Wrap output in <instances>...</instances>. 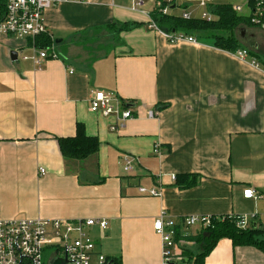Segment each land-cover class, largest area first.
Segmentation results:
<instances>
[{
	"label": "crops",
	"instance_id": "crops-1",
	"mask_svg": "<svg viewBox=\"0 0 264 264\" xmlns=\"http://www.w3.org/2000/svg\"><path fill=\"white\" fill-rule=\"evenodd\" d=\"M43 19L53 41L66 45L113 21L142 25L95 57L70 58L68 47L65 63L47 60L39 69L22 59L32 53L29 41L0 37L4 220H103L104 230L95 225L87 234L100 254L121 264H161L153 223L162 212L180 228L186 217L248 215L264 232L263 32L242 61L210 44H168L129 0L66 1ZM96 91L131 104L135 116L123 131L111 132L112 119L89 111ZM77 123L99 141L98 152L82 161L64 159L55 140L73 137ZM182 175L197 184L177 188L170 177ZM138 188L160 195L142 196ZM246 189L258 198L243 199ZM203 264H264V255L224 239Z\"/></svg>",
	"mask_w": 264,
	"mask_h": 264
},
{
	"label": "built area",
	"instance_id": "built-area-1",
	"mask_svg": "<svg viewBox=\"0 0 264 264\" xmlns=\"http://www.w3.org/2000/svg\"><path fill=\"white\" fill-rule=\"evenodd\" d=\"M66 1L87 3L89 0H4L5 16L0 21V37L10 36L27 40L31 44L30 57H22L23 60H30L39 69L41 64L47 60L64 59L58 54L57 47L50 37L44 23L43 14L46 10L57 7ZM196 3L198 9L205 10L212 6V0H129L130 8L139 11L147 19V29L156 31L163 35L168 44L179 43L198 44L199 42L190 36H174L163 33L157 29L152 21L151 15L154 12L166 16H181L183 19H191L183 12L177 14L176 10L186 8L187 2ZM149 4L150 9H145ZM247 8L246 0H242V5H232L231 9L236 14L244 12ZM250 23L264 33V0H254V7L248 9ZM201 20L210 21L212 18L207 13H202ZM50 37L52 44L45 48H38L36 40L42 36ZM238 59L248 60L249 51L246 48H239L232 53ZM251 65L258 68L254 59L249 60ZM264 72V65L260 68ZM72 73V70L69 71ZM89 111L104 119H112L109 126L111 132L123 131L129 120L135 116L131 104L121 98L101 91L91 93L89 97ZM154 153H159L157 146ZM124 170L131 171L129 162H125ZM44 170L39 169V174L43 175ZM174 183L176 178L170 177ZM138 192L146 197H158L160 189L145 190L138 188ZM257 195L252 189L243 191V199H257ZM234 217L236 227L246 230L251 227V217L248 215H229ZM253 218V217H252ZM213 219L222 220V217H186L182 220L180 232L182 236H187V231L195 225H200L202 229L208 228ZM106 228L103 220H45L18 218L4 220L0 216V264H48L55 258H65L67 264H105L106 257L97 251L95 242L87 234V230L93 226ZM154 232L161 240V264H178L181 262V247L184 242L179 239L177 226L162 212L153 223ZM54 249L49 256L46 250Z\"/></svg>",
	"mask_w": 264,
	"mask_h": 264
},
{
	"label": "trees",
	"instance_id": "trees-1",
	"mask_svg": "<svg viewBox=\"0 0 264 264\" xmlns=\"http://www.w3.org/2000/svg\"><path fill=\"white\" fill-rule=\"evenodd\" d=\"M247 8L245 14H236L232 11L231 5L210 6L209 10L214 17L210 21L201 19H183L181 16H166L161 13L154 12L151 15L157 29L163 33L174 36H190L199 43L210 44L216 49L234 53L240 48L238 31L243 28V24L247 27L252 26L248 9L254 7V0H246ZM5 16V3L0 0V21ZM142 24L131 22L121 23L113 21L105 24L97 29L108 30L116 33V45L121 44L119 36L123 32H129L141 26ZM147 25V23H146ZM245 29V28H244ZM209 36L202 39L201 34ZM55 44V42L53 41ZM52 44L50 37L42 35L36 40L38 48H45ZM58 54L64 59L66 56V47L63 42L55 44ZM114 47V45L112 46ZM111 47V48H112ZM165 105L158 107V110L165 109ZM59 151L64 159L82 161L90 156L95 155L99 149V141L96 137L88 136L85 132L84 125L77 123L75 126V135L73 137L55 138ZM175 186L179 189L190 188L197 184L196 177L182 175L175 177ZM178 236L184 244L181 247V263L184 264H203L205 258L214 249L220 240H229L233 247H250L260 251L264 255V235L263 231L251 225L246 230H240L236 227L234 217L222 216V220L213 219L208 228L201 229L196 235L182 236L177 226ZM194 247V251L190 249ZM105 264H121L119 259L106 258Z\"/></svg>",
	"mask_w": 264,
	"mask_h": 264
},
{
	"label": "rangeland",
	"instance_id": "rangeland-1",
	"mask_svg": "<svg viewBox=\"0 0 264 264\" xmlns=\"http://www.w3.org/2000/svg\"><path fill=\"white\" fill-rule=\"evenodd\" d=\"M192 1L187 2L186 8L176 10L177 14H182L183 12L187 13L191 19H200L202 16V13H207L210 15V17L213 19L214 17L212 16L209 8L205 10H200L198 9L196 3H191ZM225 5H242V0H212V6H225ZM145 9H150V5L147 4L145 6ZM246 8L244 7V12H246ZM241 12L240 14L244 15L245 13ZM241 27L245 28L247 30L246 34V41L243 42L239 38V45L240 48H246L248 51H250L253 47V43L256 41V35L259 36V33L261 34V30L257 29L256 27L252 26H246L242 25ZM256 34V35H255ZM202 39L209 36L208 34H201ZM252 35H254L252 37ZM238 37V33H237ZM116 45V33L110 32L108 30H101L97 29L95 31H91L85 34H82L78 37H75L74 39L71 40V42L66 45V48H71V51H68V57L72 58L74 55H81L83 56L84 53L85 55L89 57H95L97 54L109 51L112 46ZM60 51V49H57ZM75 51V52H74ZM79 57V56H78ZM261 55V59H263ZM54 249H48L46 250V256H49L51 252H53ZM194 250V248H193ZM178 264H183V263H178ZM185 264V262H184Z\"/></svg>",
	"mask_w": 264,
	"mask_h": 264
},
{
	"label": "water",
	"instance_id": "water-1",
	"mask_svg": "<svg viewBox=\"0 0 264 264\" xmlns=\"http://www.w3.org/2000/svg\"><path fill=\"white\" fill-rule=\"evenodd\" d=\"M245 34H246V29L241 28L238 31V37L240 38V40H244L245 39ZM62 42V40H55V44H60ZM11 59L13 61H15L17 59V55L15 53L11 54ZM48 264H67V260L65 258H55L49 261Z\"/></svg>",
	"mask_w": 264,
	"mask_h": 264
}]
</instances>
